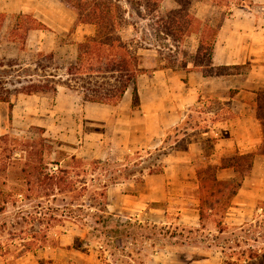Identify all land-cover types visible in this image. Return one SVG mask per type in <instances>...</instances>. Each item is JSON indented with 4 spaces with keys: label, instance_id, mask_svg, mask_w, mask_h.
Returning a JSON list of instances; mask_svg holds the SVG:
<instances>
[{
    "label": "rangeland",
    "instance_id": "374dc122",
    "mask_svg": "<svg viewBox=\"0 0 264 264\" xmlns=\"http://www.w3.org/2000/svg\"><path fill=\"white\" fill-rule=\"evenodd\" d=\"M129 1L133 4L128 10L139 21V35H144L146 31L148 41L162 45L160 35H157L152 27L153 15L150 16V13L137 7L136 0ZM247 3L248 0H192L189 11L195 18V23L191 26L193 31L185 35L173 54L163 52L161 57L163 60H153L152 57H157L155 50L139 51L143 56L142 61L147 72L158 67L160 63L173 62L175 55L177 56L173 69L175 71L186 70V66L190 63L194 64V61L201 63L206 58V54L205 52H201L199 56L196 54L197 29H201L205 24L217 28L232 5ZM161 7L165 12L174 9L176 4L172 0H164ZM4 18L5 15H0V40L4 43L0 51V81L4 88L11 89L12 82L28 78L27 74L33 73V78H37L36 75L40 77L42 71L33 70L39 53H53L54 63L61 67L74 60L76 47L70 45L72 29L46 34L38 49L34 45V40H29L26 45L22 44L21 35H18L22 31L15 27L16 18ZM8 31L9 38L20 44L6 43ZM135 36L133 29H128L124 35L129 38ZM60 42L66 45L57 48ZM52 49L56 50L50 52ZM41 62L46 63V61ZM60 72L61 70L58 71ZM219 72L224 74L226 71L220 69ZM247 72L246 65L227 71L241 75ZM58 90L67 94L71 92L62 86H58ZM45 96L47 98L45 106L49 110L54 103V97L51 94ZM11 102L16 105L9 121L11 129L8 133L0 134V206L3 208L0 212V254H4L5 258L13 261L25 256L28 261L45 264L52 261L49 259L53 257L51 252L60 242L64 243L71 239L72 259L83 264H148V255L154 253L158 257V264H182L184 261L180 259H165L163 255L169 251L204 253L208 251L206 243L209 241L213 244V249L218 252L223 251L221 253L223 259L232 252L237 253L234 258L243 255L250 247L260 249L259 252L264 249V200L258 201L259 211L248 220L236 225H225L222 233L214 232L213 224V220H224L220 206L216 208L210 220L204 221V226H207L206 231L194 232L180 228L175 219L177 204L173 202L174 196L151 202L150 207L154 210L147 214L140 213L139 216L130 211L110 214L101 211L107 200V195L106 199L98 195L103 186H106V192L108 189L112 191L113 188H119L126 194L144 192V177L150 172L160 173L164 170L163 166L166 165L164 159L173 150L169 145L174 140L181 139L175 145L176 150L186 147V138H180L182 129L186 128L185 124L189 123L192 126L199 123L202 128L208 127L209 120L214 116L208 118L204 113L218 111V103L208 100L201 107L192 106L190 110L193 112L189 113L188 120L168 133L166 145L157 148H140L127 155L125 159L117 160L115 157L97 159L75 152L76 146L72 144V116L69 114L55 115L53 120L47 121L45 128L41 114L33 110L37 104L34 98L18 94L11 98ZM83 131L84 129L81 130V134ZM59 134H64L65 138L60 137L61 140L56 138ZM40 137L45 138L44 143L47 148L43 159L49 170L56 169L53 164L55 161L62 168L73 165L69 160L71 155L82 160L87 172L82 173L80 168H74L73 173L69 175L70 180L75 181V190L71 188L69 191L58 189L52 191L42 187L30 190L26 185V177L22 169L26 168V163L32 159V156L30 159L26 155V149L30 147V151L37 154L42 148ZM206 137L208 141L204 153L210 154L211 142L214 138ZM262 148L264 150V140ZM232 155L234 154L225 157ZM93 161H101V163L94 164ZM200 168L202 167L198 169ZM230 177L231 170L220 174L221 179ZM45 193L50 195L45 196ZM207 230L211 232V236L206 234ZM184 240H188L190 244L182 247L180 242ZM74 253H78L77 256ZM257 261L262 262L258 258L250 260L249 263ZM241 263L246 264L248 260Z\"/></svg>",
    "mask_w": 264,
    "mask_h": 264
},
{
    "label": "crops",
    "instance_id": "0c3cea01",
    "mask_svg": "<svg viewBox=\"0 0 264 264\" xmlns=\"http://www.w3.org/2000/svg\"><path fill=\"white\" fill-rule=\"evenodd\" d=\"M19 14L31 15L47 27L29 30L26 34L24 45L34 40L38 49L46 34H54L58 30L72 29V47L94 32L92 26L78 23L76 14L59 0H0V15H5L4 19H15ZM199 37L200 33L198 40ZM5 41L11 45L19 43L9 38V31ZM62 43L57 48L66 45ZM3 44L0 40V51ZM211 63L213 67L246 65L248 72L244 75L227 73L204 76L200 69L194 68L193 63L188 64L186 70L156 67L137 77L139 104L136 108L132 107L131 87L115 106L87 102L77 92L69 90L71 92L67 94L57 89L53 96L54 103L48 110L45 94L26 96L37 101L33 110L41 114L45 128L47 121L53 120L57 114L72 116V144L76 146L75 152L97 159L115 157L117 160L125 159L140 148L166 145L168 133L188 120L189 113L193 112L190 110L192 106L201 107L208 100L218 103V111L204 113L208 118L214 116L209 120L208 127L202 128L199 123L192 126L185 124L180 138H186V147L176 150L175 145L181 139L169 145L173 150L164 159V170L144 177V192L126 194L119 188L106 192V213L130 211L136 216L154 210L150 207L151 202L174 196L173 202L177 204L175 219L180 228L194 232L206 231L207 226L202 225L199 219L197 169L207 164L219 165L228 154L255 152L264 140L254 102L257 91L264 89V0H248L247 4L230 7L217 25ZM15 107L12 102H0V134L10 131L9 121ZM82 129L84 131L81 134ZM198 133L200 135L197 136ZM206 136L214 138L210 154L204 153L208 141ZM60 137L65 138V135H56L59 140L62 139ZM226 170L229 169L218 172L219 179ZM262 200L264 154H255L250 174L242 180L224 212V220H220L222 225H236L248 220L259 211L258 201ZM213 224L214 232H223L218 230L215 220ZM206 234L211 236L209 230ZM180 244L184 247L190 242L184 240ZM206 244L208 251L204 253L169 251L163 256L165 259H180L184 261L182 264H225L222 252L213 249L210 241ZM51 255L53 257L49 259L52 261L45 264H83L72 259V239L60 242ZM5 257L0 254V264H40L38 261L26 260L25 256L13 261ZM157 258L155 253L149 254L148 264H158Z\"/></svg>",
    "mask_w": 264,
    "mask_h": 264
},
{
    "label": "trees",
    "instance_id": "16d2710c",
    "mask_svg": "<svg viewBox=\"0 0 264 264\" xmlns=\"http://www.w3.org/2000/svg\"><path fill=\"white\" fill-rule=\"evenodd\" d=\"M59 1L76 14L78 23L92 26L94 28L93 34L77 43L75 58L68 65L63 67L56 65L53 61V53H39L33 70L42 71L40 77L36 75L37 78H33V73L27 74L28 78L12 82L11 89L4 88L2 81H0V102L10 103L11 98L18 94L32 95L40 93L54 96L58 86H62L80 94L84 101L115 106L122 100L126 90L131 87L132 107H137L139 104L136 86L137 77L147 71L142 61L143 56L139 51L155 50L157 57H152V59L163 60L161 59L163 52L173 54L185 35L193 31L191 26L195 23V18L189 11L192 0H172L176 7L165 12L162 11L161 7L164 0H136L137 7L150 13V16L153 15L151 19L152 27L157 35H160L159 39L163 42L162 45L159 43L154 44L146 39V31L144 35H139V21L128 10V7L133 4L129 0H125V2L123 0ZM16 20L15 27L22 33L15 34L21 35L22 44H24L29 30L47 29L42 22L31 15L19 14ZM128 29L135 31L136 36L134 38L124 37ZM197 32L200 33V37L196 54L199 56L201 52H205L206 58L201 63L194 61L193 66L200 69L204 76L223 75L219 72L220 69L225 70L227 74L230 69L245 66L213 67L211 54L217 28L205 24L201 29H197ZM176 57V55L173 57V62L160 63L158 67L174 69ZM41 61H46V63L43 64ZM47 70L51 71L48 72ZM59 70H61L60 73H58ZM254 102L256 116L264 131V89L256 93ZM39 140L42 148L37 154L30 151V147L26 149L28 158L31 159L32 156L31 161L26 163V168L22 169L25 173L28 188L32 190L42 187L52 191L55 189L69 191L71 188L75 190V181L70 180L69 175L73 173L74 168H80L82 173L87 172L83 167L82 160L71 155L69 160L73 165L62 168L55 161L53 164L56 169L54 171L49 170L43 159V154L47 148L44 143L45 138L40 137ZM255 154H264L262 144L255 152L236 153L230 157H224L219 165L207 164L197 170L199 181L197 190L198 211L202 225L206 219L214 215V211L218 206L221 207L223 213L230 206L231 199L240 188L242 180L250 174ZM93 162L94 164L101 163V161ZM223 169L231 170L229 179L222 180L218 178V172ZM83 188L86 189L84 186ZM49 195L45 193V196ZM98 195L106 199V186H103ZM2 210L3 208L0 206V212ZM101 211L106 212V201L101 207ZM223 226L220 220L216 221V227L220 232L225 230ZM259 250L256 247H250L244 251L243 255H237L234 258L237 253L232 252L224 256L223 260L225 264H242L241 262L247 260L248 263L246 264H264V249L261 251L262 253ZM221 252L223 253V251ZM258 258L262 262L249 263L250 260Z\"/></svg>",
    "mask_w": 264,
    "mask_h": 264
}]
</instances>
